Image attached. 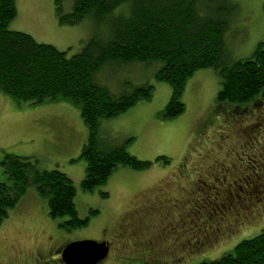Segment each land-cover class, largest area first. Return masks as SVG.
I'll list each match as a JSON object with an SVG mask.
<instances>
[{
    "label": "rangeland",
    "instance_id": "obj_1",
    "mask_svg": "<svg viewBox=\"0 0 264 264\" xmlns=\"http://www.w3.org/2000/svg\"><path fill=\"white\" fill-rule=\"evenodd\" d=\"M54 2L16 0L17 14L8 28L27 32L38 42L52 44L70 56L81 50L91 34L105 30L103 24L128 15L127 6L122 4L102 24L90 16L71 25L58 21ZM59 2L64 13L71 12L74 0ZM232 4L233 29L229 34L232 44L229 40L227 56L235 61L250 56L259 42L264 41V0H231ZM155 68L154 63L115 64L95 74V82L114 94L130 92L139 86H152L149 99L138 100L127 111L103 119L100 124L101 134L111 144H125L129 154L152 164L144 170L118 165L106 182L92 191H83L80 187L85 161L79 155L87 139V128L79 109L65 99L41 104L18 102L0 91V160L4 153L33 156L41 169L64 172L75 188L78 216L88 218L86 226L63 227L67 218H51L47 198L38 195L34 186H29L1 223L0 264H65L60 258L62 249L78 240L109 245L108 254L98 264H168L141 259L135 254L126 255L116 246L114 232L110 229L127 216L130 203L142 190L160 183H166L170 188L182 185L186 190H192V181L187 182L193 177L189 165L196 164L191 159L199 152L213 154L208 147L216 144L225 132H235L242 117L238 115L252 117L251 112L255 110L256 118L260 110L264 112V91L252 106L246 105L242 109L237 104L218 103L216 94L221 87L220 76L212 68L199 69L186 81L181 95L183 113L167 119L163 110L170 99L171 87L156 80ZM128 138L131 141L125 142ZM159 156H166L168 163L155 161ZM4 179L0 166V181ZM163 199L170 200L166 194ZM90 210L96 212L92 214ZM106 227L110 229L106 230ZM231 250L229 247L215 254L193 256L190 260L184 258L182 264L212 261Z\"/></svg>",
    "mask_w": 264,
    "mask_h": 264
},
{
    "label": "trees",
    "instance_id": "obj_2",
    "mask_svg": "<svg viewBox=\"0 0 264 264\" xmlns=\"http://www.w3.org/2000/svg\"><path fill=\"white\" fill-rule=\"evenodd\" d=\"M231 0H74L64 13L59 0L54 13L60 23L77 24L85 17L104 23L124 4L128 15L102 25L105 30L85 41L81 50L67 56L27 32L9 29L16 17V0H0V91L30 104L65 99L75 105L87 128L79 158L85 161L80 182L83 191L104 184L118 165L144 170L151 161L129 154L125 144L113 145L100 132L101 120L127 111L138 100L151 97V85L111 93L94 80L97 72L115 64L154 63L155 78L171 87L163 115L167 119L184 111L181 95L186 81L199 69L212 68L221 78L218 103L246 105L264 91V41L242 59L229 60L227 47L233 6ZM231 6V7H230ZM131 141L128 138L125 142ZM155 161L168 163L166 156ZM0 166V226L29 186L47 198L51 218H67L68 229L86 226L78 216L72 180L58 169H41L33 156L4 153ZM103 195H107L103 193ZM95 210H90L94 214ZM199 264H264V232L241 240L219 259Z\"/></svg>",
    "mask_w": 264,
    "mask_h": 264
},
{
    "label": "flooded vegetation",
    "instance_id": "obj_3",
    "mask_svg": "<svg viewBox=\"0 0 264 264\" xmlns=\"http://www.w3.org/2000/svg\"><path fill=\"white\" fill-rule=\"evenodd\" d=\"M254 111L252 117L238 115L243 118L235 132L210 144L213 154L199 152L191 159L196 164L189 165L192 190L166 183L142 190L127 216L106 227L121 251L182 264L184 258L233 249L245 237L264 232V112L255 118ZM165 194L170 200L163 199Z\"/></svg>",
    "mask_w": 264,
    "mask_h": 264
},
{
    "label": "water",
    "instance_id": "obj_4",
    "mask_svg": "<svg viewBox=\"0 0 264 264\" xmlns=\"http://www.w3.org/2000/svg\"><path fill=\"white\" fill-rule=\"evenodd\" d=\"M107 254L106 242L78 240L65 245L60 257L65 264H98Z\"/></svg>",
    "mask_w": 264,
    "mask_h": 264
}]
</instances>
